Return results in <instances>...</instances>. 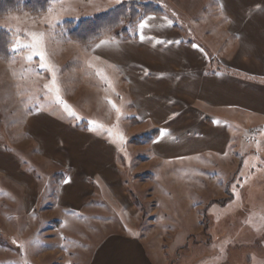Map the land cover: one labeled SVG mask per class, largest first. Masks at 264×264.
Segmentation results:
<instances>
[{"label": "rangeland", "instance_id": "1", "mask_svg": "<svg viewBox=\"0 0 264 264\" xmlns=\"http://www.w3.org/2000/svg\"><path fill=\"white\" fill-rule=\"evenodd\" d=\"M144 4L172 17L185 42L196 43L210 57L224 46L233 48L211 0H49L42 13L22 8L0 14V28L11 30L13 39L11 57L0 56V147L18 158L39 187L35 206L25 188L0 174V264H91L113 235L137 237L152 264L264 261V124L246 119L230 128L224 151L157 161L152 146L160 129L149 115L141 117L145 111L133 104L123 73L94 58L97 43L76 41L64 28L123 5L139 11L122 23L133 32L143 12L138 6ZM56 20L59 25L50 28ZM25 33L45 37L46 64L27 63L32 53L25 49L13 51L31 43ZM106 35L107 41L114 37ZM36 108L115 146L117 195L111 180L106 186L96 174L83 210L59 209L58 188L71 171L64 160L45 157L26 134L25 121ZM82 144L83 151L89 149V143ZM67 160L72 161L71 155ZM106 164L99 168L106 171Z\"/></svg>", "mask_w": 264, "mask_h": 264}, {"label": "crops", "instance_id": "2", "mask_svg": "<svg viewBox=\"0 0 264 264\" xmlns=\"http://www.w3.org/2000/svg\"><path fill=\"white\" fill-rule=\"evenodd\" d=\"M211 1L225 20L226 42L233 47L213 51L215 58L196 43L185 42V34L166 14L142 19L135 41L102 40L92 47L95 59L123 73L133 104L145 111L141 117L147 120L149 115L159 127L152 146L157 161L224 151L230 128L243 125L246 119L251 125L264 124V0ZM25 122L26 134L43 155L64 160L71 171L58 188L60 210H83L92 196L91 181L96 174L106 186L111 180V192L118 194L115 146L94 132L78 131L43 108L30 112ZM84 142L90 145L86 151L78 146ZM104 163L106 171L99 168ZM1 173L25 188L36 206L37 180L24 173L18 158L2 147ZM105 241L91 264H152L137 237L113 235Z\"/></svg>", "mask_w": 264, "mask_h": 264}, {"label": "trees", "instance_id": "3", "mask_svg": "<svg viewBox=\"0 0 264 264\" xmlns=\"http://www.w3.org/2000/svg\"><path fill=\"white\" fill-rule=\"evenodd\" d=\"M49 0H0V14L6 15L10 12L26 9L29 12L38 14L47 10ZM143 10L140 13L139 22L149 15H162L158 7L154 4H144L138 6ZM139 11H132L130 6H119L111 13L100 14L91 19L80 20L79 22H67L64 25L70 38L83 42L84 44H92V46L102 40L110 39L106 34H114L110 41L128 42L137 39V29L132 32V27L124 26L123 22H128L137 15ZM12 33L0 28V56L3 59L11 57ZM158 134L154 131L151 140Z\"/></svg>", "mask_w": 264, "mask_h": 264}, {"label": "snow or ice", "instance_id": "4", "mask_svg": "<svg viewBox=\"0 0 264 264\" xmlns=\"http://www.w3.org/2000/svg\"><path fill=\"white\" fill-rule=\"evenodd\" d=\"M62 2H65V0H54V3H62ZM59 23L60 22L58 20H56L53 24H50L49 27L50 28L55 27V26L59 25ZM141 27H145V25L142 24ZM9 31H11V30H9ZM25 36L31 41V43L18 44L17 47L13 48V51L18 52V51H20L21 48L25 49V50L30 51L32 53V55H30L26 58L27 63L33 64V63L43 61L46 64L47 63V57H46L45 52L43 50V44H44L45 37L42 34L36 35V34H27V33H25ZM53 88H56V92L58 94L59 89L56 86L54 80H53ZM95 127L101 129V131H104V129L101 125H95ZM164 135H166V134H164Z\"/></svg>", "mask_w": 264, "mask_h": 264}]
</instances>
